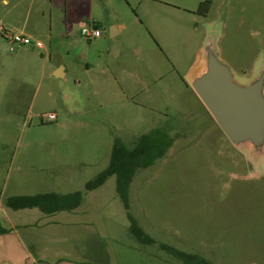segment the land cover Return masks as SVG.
Here are the masks:
<instances>
[{
  "label": "rangeland",
  "instance_id": "rangeland-1",
  "mask_svg": "<svg viewBox=\"0 0 264 264\" xmlns=\"http://www.w3.org/2000/svg\"><path fill=\"white\" fill-rule=\"evenodd\" d=\"M200 19L206 24L201 38L203 29L204 42L214 31L217 53L238 82L248 84L264 69V0H220ZM73 82L70 76L44 81L33 102L24 95L21 107H0L1 200L83 191L85 206L95 200L99 208L97 215L89 211L85 221L92 233L80 232L90 257L98 256L92 257L96 264H184L159 244L200 254L212 264H264V154L253 162L213 120L209 125L208 120L194 122V132L175 125L179 130L170 133L173 146L152 166L137 171L130 183L129 212L155 240L153 245L139 244L128 231L115 177L93 191L83 186L107 166L113 138L122 130H143L138 122L150 110L127 102L99 107L85 91L81 94L90 98L85 112L71 114L64 95L74 94ZM171 97L167 93L156 99L160 108ZM75 108L79 110L78 104ZM47 113H55L56 120L42 121ZM76 174L73 186L50 187L68 184L63 176Z\"/></svg>",
  "mask_w": 264,
  "mask_h": 264
},
{
  "label": "crops",
  "instance_id": "crops-1",
  "mask_svg": "<svg viewBox=\"0 0 264 264\" xmlns=\"http://www.w3.org/2000/svg\"><path fill=\"white\" fill-rule=\"evenodd\" d=\"M203 1L0 0V29L21 33L43 45L11 51L0 32V107L19 108L24 95L33 102L42 82L70 76L74 94L79 93L77 99L74 94L64 95L71 114L85 112L90 100L81 94L85 91L91 92L99 107L127 102L150 110L138 122L143 130H122L116 136L126 145L125 140L132 144L157 128L173 133L179 130L178 124L180 130L194 132V122L214 124L189 85L203 68L204 29L203 38L200 29L206 24L196 13ZM209 1L210 11L220 0ZM84 26L98 28L101 35L87 41L80 34ZM46 93L49 97L53 93L48 86ZM167 93L172 100L160 108L156 99ZM78 178V174L65 175L68 184L50 187L73 186ZM48 192L70 193H39ZM5 199H0V226L7 229L0 234V264H96L92 257L98 256L90 257L88 248L80 243V232L92 233L85 221L89 211L93 215L99 211L95 200L89 202L90 207L83 198L77 208L53 214L36 208L10 209L8 214Z\"/></svg>",
  "mask_w": 264,
  "mask_h": 264
},
{
  "label": "trees",
  "instance_id": "trees-1",
  "mask_svg": "<svg viewBox=\"0 0 264 264\" xmlns=\"http://www.w3.org/2000/svg\"><path fill=\"white\" fill-rule=\"evenodd\" d=\"M211 1L201 2L196 13L206 16ZM174 143V137L164 128L153 129L140 135L131 145H126L118 137H114L107 167L93 179L87 181L84 191H92L115 177V192L122 203L129 221L130 235L142 245H153L155 240L139 226L129 212V187L136 172L152 166L163 158ZM83 191L77 190L66 194L54 192L36 193L30 195H15L5 199L4 204L12 210L36 208L44 214H53L59 211H71L77 208L83 199ZM7 229L0 226V234ZM159 249L184 264H212L200 254L185 253L167 244H159Z\"/></svg>",
  "mask_w": 264,
  "mask_h": 264
},
{
  "label": "water",
  "instance_id": "water-1",
  "mask_svg": "<svg viewBox=\"0 0 264 264\" xmlns=\"http://www.w3.org/2000/svg\"><path fill=\"white\" fill-rule=\"evenodd\" d=\"M189 85L229 141L257 162L264 154V69L248 84L238 82L219 57L211 30L203 68Z\"/></svg>",
  "mask_w": 264,
  "mask_h": 264
},
{
  "label": "built area",
  "instance_id": "built-area-1",
  "mask_svg": "<svg viewBox=\"0 0 264 264\" xmlns=\"http://www.w3.org/2000/svg\"><path fill=\"white\" fill-rule=\"evenodd\" d=\"M2 37L10 46V50L13 51L16 47L20 46H34L37 48H42V43L40 41L34 40L29 36L23 35L21 33H13L0 29ZM81 36L87 41L98 38L101 35V32L98 28L84 26L80 29ZM42 121L52 122L56 120L55 113H47L41 115Z\"/></svg>",
  "mask_w": 264,
  "mask_h": 264
}]
</instances>
